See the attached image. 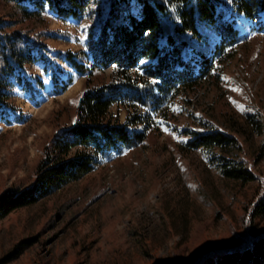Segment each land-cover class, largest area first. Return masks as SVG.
I'll list each match as a JSON object with an SVG mask.
<instances>
[{"label":"rangeland","instance_id":"1","mask_svg":"<svg viewBox=\"0 0 264 264\" xmlns=\"http://www.w3.org/2000/svg\"><path fill=\"white\" fill-rule=\"evenodd\" d=\"M106 6L107 0H96L81 18L66 21L47 13L42 41L73 82L57 93L45 64L27 67L36 90L15 86L21 118L0 126V194L32 184L45 148L75 122L88 79L92 86L109 82L110 70L88 76L66 61L72 52L79 62L90 63L85 55L89 34L98 27V8ZM3 7L0 1V11ZM237 25L241 39L230 58L218 63L198 92L170 97L160 113L138 107L151 122L142 146L99 158L82 179L0 220V264H186L209 247L245 238V209L262 183L226 181L203 151L182 150L183 130L196 129L201 120L221 126L232 118L239 124L246 114L256 113L264 122V30L243 17ZM133 113L114 105L108 119L123 124ZM263 145L264 137H254L245 145L246 158L253 161ZM255 171L264 174V157L257 159ZM254 223L264 227V218ZM27 240H32L28 248L11 258L14 247Z\"/></svg>","mask_w":264,"mask_h":264},{"label":"trees","instance_id":"2","mask_svg":"<svg viewBox=\"0 0 264 264\" xmlns=\"http://www.w3.org/2000/svg\"><path fill=\"white\" fill-rule=\"evenodd\" d=\"M0 1L4 5L0 11L1 126L21 118L14 103L15 86L36 90L28 66L42 62L53 74L54 91L68 90L73 76L50 59V48L42 41L48 32L46 15L52 13L64 21L81 18L96 0ZM98 11V27L89 34L85 54L90 63L79 62L72 52L66 53V61L75 72L88 76L110 70L109 82L92 86L88 79L78 99L75 122L45 148L32 184L0 194V220L82 179L99 158L142 146L151 122L138 107L160 113L170 97L198 92L241 39L238 18L264 30V0H107V6ZM35 80L43 86L40 79ZM114 105L134 113L123 124L114 123L108 119ZM245 117L240 125L232 118L221 126L201 120L196 129L182 132L187 138L182 150L203 151L226 181L241 186L262 183L245 209L249 212L245 238L209 247L186 264H264V227L254 223L264 218V174L255 171L257 159L264 157V145L253 161L246 158L245 149L254 137H264V122L256 113ZM31 242L18 243L11 258L20 256Z\"/></svg>","mask_w":264,"mask_h":264}]
</instances>
